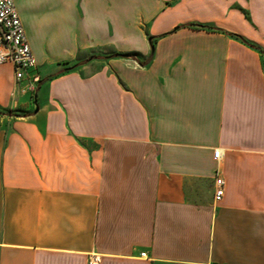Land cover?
Returning <instances> with one entry per match:
<instances>
[{
  "label": "crops",
  "instance_id": "crops-1",
  "mask_svg": "<svg viewBox=\"0 0 264 264\" xmlns=\"http://www.w3.org/2000/svg\"><path fill=\"white\" fill-rule=\"evenodd\" d=\"M14 2L0 264H264V0Z\"/></svg>",
  "mask_w": 264,
  "mask_h": 264
},
{
  "label": "built area",
  "instance_id": "built-area-1",
  "mask_svg": "<svg viewBox=\"0 0 264 264\" xmlns=\"http://www.w3.org/2000/svg\"><path fill=\"white\" fill-rule=\"evenodd\" d=\"M11 63L15 68L17 88L20 83L29 81L27 90L34 93L41 78L33 72L37 70V61L32 53L23 23L16 9L14 0H0V65ZM223 152L218 149L214 153V159L220 162ZM215 202L219 203L225 196V180L217 175L215 178ZM142 256H145L143 254ZM103 256L93 254L89 257L88 264H102Z\"/></svg>",
  "mask_w": 264,
  "mask_h": 264
},
{
  "label": "trees",
  "instance_id": "trees-1",
  "mask_svg": "<svg viewBox=\"0 0 264 264\" xmlns=\"http://www.w3.org/2000/svg\"><path fill=\"white\" fill-rule=\"evenodd\" d=\"M191 27H200V28H210V27H205V26H201V25H190ZM232 36L233 37H235V38H237V39H239V40H241L244 44H246L247 46H249V47H251V48H253V49H256V50H258L262 55H264V50L263 49H261V48H259L258 46H256V45H254V44H252V43H250V42H248V41H246L243 37H241V36H239V35H234V34H232Z\"/></svg>",
  "mask_w": 264,
  "mask_h": 264
},
{
  "label": "rangeland",
  "instance_id": "rangeland-1",
  "mask_svg": "<svg viewBox=\"0 0 264 264\" xmlns=\"http://www.w3.org/2000/svg\"><path fill=\"white\" fill-rule=\"evenodd\" d=\"M7 73H8V72H4V73L2 74V78H6V77H7Z\"/></svg>",
  "mask_w": 264,
  "mask_h": 264
}]
</instances>
